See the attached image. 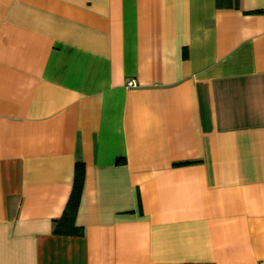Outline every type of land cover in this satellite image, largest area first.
I'll use <instances>...</instances> for the list:
<instances>
[{
	"label": "crops",
	"instance_id": "obj_1",
	"mask_svg": "<svg viewBox=\"0 0 264 264\" xmlns=\"http://www.w3.org/2000/svg\"><path fill=\"white\" fill-rule=\"evenodd\" d=\"M0 264H264V0H0Z\"/></svg>",
	"mask_w": 264,
	"mask_h": 264
},
{
	"label": "trees",
	"instance_id": "obj_2",
	"mask_svg": "<svg viewBox=\"0 0 264 264\" xmlns=\"http://www.w3.org/2000/svg\"><path fill=\"white\" fill-rule=\"evenodd\" d=\"M83 179V164L76 163L70 195L61 215L53 219V231L57 234H76L78 232V227L75 225V217L81 196Z\"/></svg>",
	"mask_w": 264,
	"mask_h": 264
},
{
	"label": "built area",
	"instance_id": "obj_3",
	"mask_svg": "<svg viewBox=\"0 0 264 264\" xmlns=\"http://www.w3.org/2000/svg\"><path fill=\"white\" fill-rule=\"evenodd\" d=\"M129 86L135 85V81L133 79L129 80L127 83Z\"/></svg>",
	"mask_w": 264,
	"mask_h": 264
}]
</instances>
